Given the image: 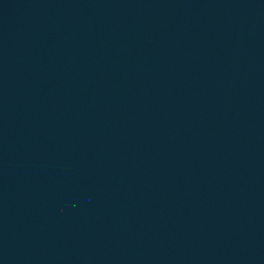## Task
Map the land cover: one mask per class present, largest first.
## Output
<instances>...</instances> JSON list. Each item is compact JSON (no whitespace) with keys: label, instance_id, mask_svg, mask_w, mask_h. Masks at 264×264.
Masks as SVG:
<instances>
[{"label":"water","instance_id":"water-1","mask_svg":"<svg viewBox=\"0 0 264 264\" xmlns=\"http://www.w3.org/2000/svg\"><path fill=\"white\" fill-rule=\"evenodd\" d=\"M0 264H264V0H211L102 121L1 198Z\"/></svg>","mask_w":264,"mask_h":264}]
</instances>
